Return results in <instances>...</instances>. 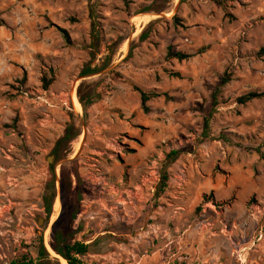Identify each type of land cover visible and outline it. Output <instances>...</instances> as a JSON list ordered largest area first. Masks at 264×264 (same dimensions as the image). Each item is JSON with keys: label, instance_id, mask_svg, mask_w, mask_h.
Masks as SVG:
<instances>
[{"label": "rangeland", "instance_id": "1", "mask_svg": "<svg viewBox=\"0 0 264 264\" xmlns=\"http://www.w3.org/2000/svg\"><path fill=\"white\" fill-rule=\"evenodd\" d=\"M217 1L0 0V264L66 228L82 264H264V98L237 103L264 93V0Z\"/></svg>", "mask_w": 264, "mask_h": 264}, {"label": "trees", "instance_id": "2", "mask_svg": "<svg viewBox=\"0 0 264 264\" xmlns=\"http://www.w3.org/2000/svg\"><path fill=\"white\" fill-rule=\"evenodd\" d=\"M238 0H218L217 4L220 7L226 8L228 2H236ZM7 25V22L0 18V28H3ZM65 35V39L67 40V43L70 44V38L66 31H63ZM260 56H264V48L261 49ZM191 56L184 54L182 52H174L173 48L170 47L168 50V56L167 59H175L179 62H184L188 59H190ZM99 72L98 70H88L85 72L84 77L88 76H94L97 75ZM177 78H181V74H175L174 75ZM230 82V77L228 73L225 74V76L220 80V84L216 90L212 94V103H211V109L205 119V130L209 129V124L211 119L213 118L216 108L219 105L218 96L221 92V89L225 87ZM44 83V90L48 91L50 90V87L52 85V80L48 81L47 79H43ZM141 93V102H142V109L145 113H149V107L148 103L154 99L157 98L158 95L156 94H148L145 92ZM264 98V93H250L248 95H245L238 99L237 103L240 105H246L254 100L262 99ZM81 104L83 105L85 111L88 110L89 104H87L83 99H80ZM70 136L67 134L63 141L69 140ZM177 152H173L171 156H177ZM163 181L165 183L167 182L166 176L164 177ZM55 198V195L47 194L44 198L46 202V209L49 216H51L53 212V200ZM76 219V218H74ZM73 219V221H74ZM39 246H34V249L37 252V256L32 254V252H29V254L23 256L21 259L14 261L12 264H61L60 258L65 260L68 264H82L81 258L89 255L91 252H93L95 244H86L83 242H77L74 239V231L72 228H66L62 232H57L55 237V243L51 244V248L53 251L58 255L60 258H52L50 252L46 248L44 236L38 238Z\"/></svg>", "mask_w": 264, "mask_h": 264}, {"label": "crops", "instance_id": "3", "mask_svg": "<svg viewBox=\"0 0 264 264\" xmlns=\"http://www.w3.org/2000/svg\"><path fill=\"white\" fill-rule=\"evenodd\" d=\"M3 31H4V27L0 28V35H2ZM3 35H5L6 37L8 36V34H5V33H3ZM10 38L12 39V36H10ZM5 44H7V43H5ZM10 47H11V45H9V48ZM0 48H2V50H0V70H2L4 66L8 65V63H7L8 57L5 56V54H3V52H4L3 48L4 47L1 46V43H0ZM0 113L3 114V110L2 109H0ZM3 123H5V118L4 117L0 118V127L2 126ZM1 136H2V134H0V137ZM2 138H3V140H2ZM2 141H6L7 143L9 141V139L5 136V133H3V136L0 139V148H3Z\"/></svg>", "mask_w": 264, "mask_h": 264}, {"label": "bare ground", "instance_id": "4", "mask_svg": "<svg viewBox=\"0 0 264 264\" xmlns=\"http://www.w3.org/2000/svg\"><path fill=\"white\" fill-rule=\"evenodd\" d=\"M143 18H145V19H152V18H155V16H147V17H143ZM143 18H141V17H135V19H134V21H136V22H140ZM73 104H74V107H75V109H76V111L80 114V113H82L83 112V106H82V104H81V102H80V100H79V98L77 97V95L74 93L73 94ZM59 205V204H58ZM58 210H59V207H58ZM41 223L43 224V222L41 221ZM47 237H49L48 236V234H47ZM49 246V245H48ZM53 252V251H52ZM58 258H60L58 255H56ZM60 260L63 262V264H68L65 260H63L62 258H60Z\"/></svg>", "mask_w": 264, "mask_h": 264}, {"label": "water", "instance_id": "5", "mask_svg": "<svg viewBox=\"0 0 264 264\" xmlns=\"http://www.w3.org/2000/svg\"><path fill=\"white\" fill-rule=\"evenodd\" d=\"M49 162H50V163H52V161H50V160H49ZM39 224H42V223H41V221H40V223H39Z\"/></svg>", "mask_w": 264, "mask_h": 264}]
</instances>
